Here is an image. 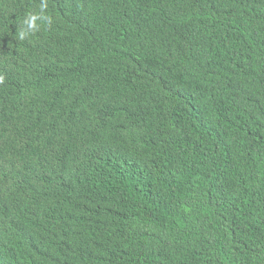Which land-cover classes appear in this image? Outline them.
Wrapping results in <instances>:
<instances>
[{
  "label": "trees",
  "instance_id": "1",
  "mask_svg": "<svg viewBox=\"0 0 264 264\" xmlns=\"http://www.w3.org/2000/svg\"><path fill=\"white\" fill-rule=\"evenodd\" d=\"M0 0V264H264V0Z\"/></svg>",
  "mask_w": 264,
  "mask_h": 264
},
{
  "label": "clouds",
  "instance_id": "2",
  "mask_svg": "<svg viewBox=\"0 0 264 264\" xmlns=\"http://www.w3.org/2000/svg\"><path fill=\"white\" fill-rule=\"evenodd\" d=\"M48 8L47 0H40L37 10L27 13L21 21L18 39L24 40L35 35L41 29L52 24V19L46 13ZM4 82V78L0 76V84Z\"/></svg>",
  "mask_w": 264,
  "mask_h": 264
}]
</instances>
